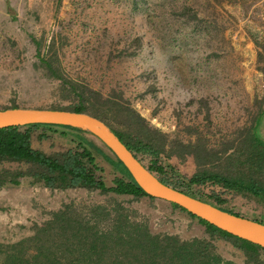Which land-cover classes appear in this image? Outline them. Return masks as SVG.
I'll use <instances>...</instances> for the list:
<instances>
[{
    "label": "rangeland",
    "instance_id": "obj_1",
    "mask_svg": "<svg viewBox=\"0 0 264 264\" xmlns=\"http://www.w3.org/2000/svg\"><path fill=\"white\" fill-rule=\"evenodd\" d=\"M81 94L88 111L104 114L113 129L138 132L159 147L169 179L181 182L202 169L234 174L231 159L264 108V0H0V108L73 109ZM32 133V146L49 155L77 142L68 129ZM40 133L47 136L41 140ZM94 155L112 186L119 173ZM138 157L150 164V156ZM190 189L212 201L218 193L222 207L264 221V201L249 194L211 182ZM71 201H117L153 233L208 236L196 218L162 200L50 189L24 177L19 185H0V242L30 235L33 223ZM215 243L224 257L244 264L243 251L229 240Z\"/></svg>",
    "mask_w": 264,
    "mask_h": 264
},
{
    "label": "trees",
    "instance_id": "obj_2",
    "mask_svg": "<svg viewBox=\"0 0 264 264\" xmlns=\"http://www.w3.org/2000/svg\"><path fill=\"white\" fill-rule=\"evenodd\" d=\"M42 63L56 75L50 63L43 60ZM71 88L76 90L74 86ZM69 110L88 112L103 120L136 157L138 154L151 157L147 168L161 182L188 195L239 216L242 215L222 207L224 199L218 193H212L213 201L208 200L192 192L191 186L211 182L224 191L249 194L264 201V140L256 125L260 114L245 134L238 155L231 159L237 167L234 174L202 169L179 182L165 176V170L158 162L159 147L148 138L142 139L138 132L113 129L104 114L88 111L82 94L79 104ZM38 127H56L75 132L73 138L77 141L76 146L52 155L46 154L32 146V130ZM85 134L79 129L55 124H28L0 129V166L5 162L26 166L25 170L0 167V185H19L22 178L30 177L33 182L50 189L85 188L101 193L154 199L136 184L110 150L102 144L106 152L93 140L83 136ZM46 136L40 133L38 138L42 140ZM94 153L101 155L119 173L112 186L106 185L101 175L103 169L97 164ZM171 205L185 211L175 204ZM196 219L205 226L208 236L182 239L176 234L153 233L144 219L137 218L134 210L117 201L107 204L71 201L49 212L46 220L33 223L30 235L14 242H0V264H238L218 251L217 239L229 240L241 249L245 255L244 264L260 263V254H264L260 246ZM253 220L264 223L261 219Z\"/></svg>",
    "mask_w": 264,
    "mask_h": 264
},
{
    "label": "water",
    "instance_id": "obj_3",
    "mask_svg": "<svg viewBox=\"0 0 264 264\" xmlns=\"http://www.w3.org/2000/svg\"><path fill=\"white\" fill-rule=\"evenodd\" d=\"M28 124L65 125L90 134L122 162L136 184L148 196L175 204L196 218L264 250V223L235 215L161 182L100 118L88 112L61 108H0V129Z\"/></svg>",
    "mask_w": 264,
    "mask_h": 264
},
{
    "label": "crops",
    "instance_id": "obj_4",
    "mask_svg": "<svg viewBox=\"0 0 264 264\" xmlns=\"http://www.w3.org/2000/svg\"><path fill=\"white\" fill-rule=\"evenodd\" d=\"M258 118L259 120L256 125L261 138L264 140V108L262 109Z\"/></svg>",
    "mask_w": 264,
    "mask_h": 264
}]
</instances>
